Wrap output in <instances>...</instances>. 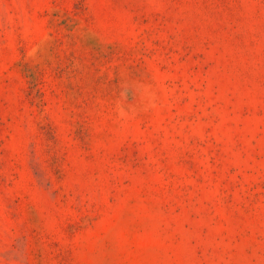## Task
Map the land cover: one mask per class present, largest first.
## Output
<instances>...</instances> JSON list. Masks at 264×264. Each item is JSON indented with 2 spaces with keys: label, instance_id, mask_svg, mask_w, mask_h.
Returning a JSON list of instances; mask_svg holds the SVG:
<instances>
[{
  "label": "rangeland",
  "instance_id": "obj_1",
  "mask_svg": "<svg viewBox=\"0 0 264 264\" xmlns=\"http://www.w3.org/2000/svg\"><path fill=\"white\" fill-rule=\"evenodd\" d=\"M0 264H264V0H0Z\"/></svg>",
  "mask_w": 264,
  "mask_h": 264
}]
</instances>
